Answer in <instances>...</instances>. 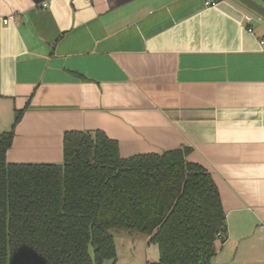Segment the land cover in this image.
Wrapping results in <instances>:
<instances>
[{
    "label": "crops",
    "instance_id": "crops-1",
    "mask_svg": "<svg viewBox=\"0 0 264 264\" xmlns=\"http://www.w3.org/2000/svg\"><path fill=\"white\" fill-rule=\"evenodd\" d=\"M261 20L237 0H0V134L24 110L8 162L62 163L71 130L124 158L191 147L227 217L213 264H264Z\"/></svg>",
    "mask_w": 264,
    "mask_h": 264
},
{
    "label": "trees",
    "instance_id": "trees-1",
    "mask_svg": "<svg viewBox=\"0 0 264 264\" xmlns=\"http://www.w3.org/2000/svg\"><path fill=\"white\" fill-rule=\"evenodd\" d=\"M23 114L0 134V264L116 261L114 230L157 245L156 264H213L227 217L191 147L124 158L105 131L71 130L62 163L8 162Z\"/></svg>",
    "mask_w": 264,
    "mask_h": 264
},
{
    "label": "rangeland",
    "instance_id": "rangeland-1",
    "mask_svg": "<svg viewBox=\"0 0 264 264\" xmlns=\"http://www.w3.org/2000/svg\"><path fill=\"white\" fill-rule=\"evenodd\" d=\"M255 1L264 5V0ZM251 13H253L256 19H258L259 16L256 13L252 11ZM253 23L260 28V24L257 21L254 20ZM260 23H264V20H261ZM113 234L115 236L117 247V259L116 261L106 260L104 264H154L152 252L153 249H158V246L145 243L140 235L128 236L127 234H124V231L119 230H114ZM218 241L222 242L220 239ZM214 257L212 259L213 263Z\"/></svg>",
    "mask_w": 264,
    "mask_h": 264
},
{
    "label": "water",
    "instance_id": "water-1",
    "mask_svg": "<svg viewBox=\"0 0 264 264\" xmlns=\"http://www.w3.org/2000/svg\"><path fill=\"white\" fill-rule=\"evenodd\" d=\"M264 20V5L255 0H237Z\"/></svg>",
    "mask_w": 264,
    "mask_h": 264
},
{
    "label": "built area",
    "instance_id": "built-area-1",
    "mask_svg": "<svg viewBox=\"0 0 264 264\" xmlns=\"http://www.w3.org/2000/svg\"><path fill=\"white\" fill-rule=\"evenodd\" d=\"M206 5L208 6H216L219 2V0H205ZM251 19V17H249V20ZM4 22H8V19H6ZM250 31H253L252 28L249 29ZM262 42H264V39L262 40Z\"/></svg>",
    "mask_w": 264,
    "mask_h": 264
}]
</instances>
